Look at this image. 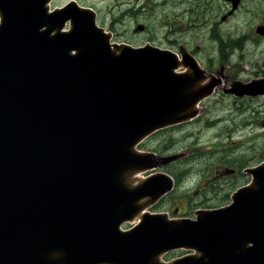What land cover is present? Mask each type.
<instances>
[{
  "label": "water",
  "instance_id": "obj_1",
  "mask_svg": "<svg viewBox=\"0 0 264 264\" xmlns=\"http://www.w3.org/2000/svg\"><path fill=\"white\" fill-rule=\"evenodd\" d=\"M46 1L0 0V264H164L157 255L185 246L201 254L167 264H264V164L229 205L119 230L140 198L171 188L162 173L133 186L124 174L153 167L134 145L185 117L200 75L150 45L115 53L90 10L48 13ZM228 91L264 94V80Z\"/></svg>",
  "mask_w": 264,
  "mask_h": 264
},
{
  "label": "rangeland",
  "instance_id": "obj_2",
  "mask_svg": "<svg viewBox=\"0 0 264 264\" xmlns=\"http://www.w3.org/2000/svg\"><path fill=\"white\" fill-rule=\"evenodd\" d=\"M76 1L98 10V21L112 25L119 40H152L160 47L181 48L198 60V80L207 83L213 77V93L198 104L196 118L153 132L137 148L154 155L156 171H164L173 182L175 173L180 177L173 191L150 204L157 212L193 217L200 210L228 204L235 189L250 182L248 169L264 163V95L228 91L264 77V35L255 31L264 24V0H239L234 10L228 0H195L188 11L178 7L179 17L172 11L175 0H164L162 6L160 0ZM138 24L144 30L136 32ZM130 173L137 177L132 184L146 174ZM183 253L170 251L161 259Z\"/></svg>",
  "mask_w": 264,
  "mask_h": 264
},
{
  "label": "bare ground",
  "instance_id": "obj_3",
  "mask_svg": "<svg viewBox=\"0 0 264 264\" xmlns=\"http://www.w3.org/2000/svg\"><path fill=\"white\" fill-rule=\"evenodd\" d=\"M45 7L46 8H51V1H48L47 3H46V5H45ZM41 15V14H40ZM39 18L38 17H35V18H33V20H32V22H36L37 20H38ZM99 52V51H98ZM205 84H206V81H202V80H199V81H197L196 82V84H195V88L196 89H201L202 91H203V95L205 94ZM200 87V88H199ZM198 105V103L196 102L194 105H192V107H193V109H192V111H188V112H186V114H188V115H186L185 117H184V119H187V118H189L191 115H189L190 113H194L193 111H194V109H195V107ZM97 110V109H96ZM98 111H100V109H98ZM98 113H100V112H98ZM132 172V171H131ZM124 178H125V183L128 185V184H130V185H135V184H132V182H134L135 180L134 179H136L137 177H136V175H135V173H130V171H127L125 174H124ZM140 180V179H139ZM138 180V181H139ZM136 182V184L137 183H139V182ZM135 183V182H134ZM129 186V185H128ZM132 186H130V187H132ZM148 196H146V197H142V198H140L139 200H138V204L141 206V207H143L144 208V206H146L147 204H148ZM141 215H142V208H141V210L134 216V222H137L140 218H141Z\"/></svg>",
  "mask_w": 264,
  "mask_h": 264
},
{
  "label": "flooded vegetation",
  "instance_id": "obj_4",
  "mask_svg": "<svg viewBox=\"0 0 264 264\" xmlns=\"http://www.w3.org/2000/svg\"><path fill=\"white\" fill-rule=\"evenodd\" d=\"M160 5H164L165 1L164 0H160L159 1ZM174 9L172 10L176 16L179 17V15L177 14L178 12V7H183V9L181 10L182 12L188 11L187 8H190L192 5H195V0L194 1H190L189 0H175L174 1ZM197 7H199L198 4H196Z\"/></svg>",
  "mask_w": 264,
  "mask_h": 264
}]
</instances>
